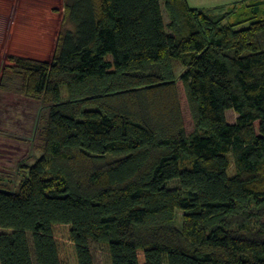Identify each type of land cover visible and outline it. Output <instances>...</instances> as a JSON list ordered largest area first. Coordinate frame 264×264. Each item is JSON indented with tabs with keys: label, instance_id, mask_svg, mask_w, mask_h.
Returning <instances> with one entry per match:
<instances>
[{
	"label": "trees",
	"instance_id": "1",
	"mask_svg": "<svg viewBox=\"0 0 264 264\" xmlns=\"http://www.w3.org/2000/svg\"><path fill=\"white\" fill-rule=\"evenodd\" d=\"M63 12L50 62L8 57L43 123L0 190V264H94L90 242L110 264H264V0Z\"/></svg>",
	"mask_w": 264,
	"mask_h": 264
},
{
	"label": "rangeland",
	"instance_id": "2",
	"mask_svg": "<svg viewBox=\"0 0 264 264\" xmlns=\"http://www.w3.org/2000/svg\"><path fill=\"white\" fill-rule=\"evenodd\" d=\"M65 0H0V80L3 74L7 80L0 86V174L5 176L6 187L0 190L18 191L20 166L24 162L32 165L40 156L36 150V133L43 121L39 120L41 105L24 97L21 93V79L7 71L12 63L9 56H18L36 61L52 60L59 33L73 30L64 22ZM164 21L169 22L163 11ZM177 66V72H181ZM62 94L65 89L62 88ZM237 115L226 112V119L234 123ZM233 168L229 170L232 175ZM8 186V187H7ZM177 187L176 183L170 185ZM1 232V231H0ZM89 247L94 264H110L107 245L90 242Z\"/></svg>",
	"mask_w": 264,
	"mask_h": 264
},
{
	"label": "crops",
	"instance_id": "3",
	"mask_svg": "<svg viewBox=\"0 0 264 264\" xmlns=\"http://www.w3.org/2000/svg\"><path fill=\"white\" fill-rule=\"evenodd\" d=\"M254 0H187L190 7L194 9L206 10L219 6H227L235 2H250Z\"/></svg>",
	"mask_w": 264,
	"mask_h": 264
}]
</instances>
